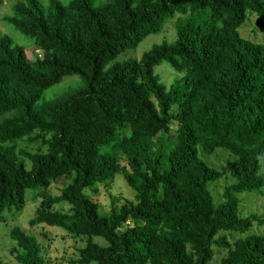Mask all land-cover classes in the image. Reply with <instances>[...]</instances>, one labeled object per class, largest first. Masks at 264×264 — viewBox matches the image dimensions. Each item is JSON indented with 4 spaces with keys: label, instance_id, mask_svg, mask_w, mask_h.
Returning a JSON list of instances; mask_svg holds the SVG:
<instances>
[{
    "label": "trees",
    "instance_id": "obj_1",
    "mask_svg": "<svg viewBox=\"0 0 264 264\" xmlns=\"http://www.w3.org/2000/svg\"><path fill=\"white\" fill-rule=\"evenodd\" d=\"M175 11L172 40L119 57ZM251 13L264 21V0H16L4 20L42 52L29 56L0 32V220L40 186L29 224L87 235L79 264H264V210L242 215L238 196L264 185V40L238 29ZM160 63L179 73L168 88ZM68 75L82 84L39 101ZM18 140L37 148L19 156ZM218 147L233 155L235 180L216 201L209 184L221 170L199 148ZM117 172L134 199L118 204L112 195L102 212L87 189ZM63 175L70 180L51 193ZM254 224L263 231L247 232ZM9 234L18 261L47 264L34 234L19 225ZM214 246L227 249L219 263Z\"/></svg>",
    "mask_w": 264,
    "mask_h": 264
},
{
    "label": "rangeland",
    "instance_id": "obj_2",
    "mask_svg": "<svg viewBox=\"0 0 264 264\" xmlns=\"http://www.w3.org/2000/svg\"><path fill=\"white\" fill-rule=\"evenodd\" d=\"M16 0H2L0 2V32H6L11 38L26 46V51L29 56L39 55L42 52L41 48L32 41L33 39L24 33L19 32L12 24L4 20V15L10 12L13 3ZM43 3L47 0H41ZM101 0H93V3H98ZM179 11H175L172 16H168L164 19L162 28L150 34H147L137 45L136 49L128 50L120 54L119 57L136 56L139 57L145 49L149 48L153 43L160 42L163 39L172 40L176 36L175 23L180 16ZM183 16V15H182ZM199 22H204V18H196ZM239 32L241 35L253 39L255 41L264 40V21L257 17L256 13H251L246 16L243 23L239 26ZM155 71L159 74L160 79L165 83L168 88L179 73L174 71L165 63H160L155 66ZM82 84V80L77 75H68L59 82L51 85L43 91L42 97L39 101L53 99L58 96L65 89L71 87H77ZM178 106V104H174ZM176 106H172V112L176 111ZM177 122L173 120L171 122L172 132L176 129ZM19 148H25L30 151L36 150V143L26 144L25 142L18 140V145L15 148L16 153H19ZM200 156L208 161L211 165L216 166L221 170V176L210 182L209 187L216 201L224 199L222 192L224 188L235 180V177L231 175L229 171V160L233 155L225 148L218 147L212 152H206L199 148ZM23 160L26 165H30V161L27 157L23 156ZM264 170V162L263 167ZM71 177L63 175L52 181L48 190L51 193H58L60 188L65 185ZM40 186L27 187L25 189V204L19 210H5V218L0 220V257L7 264H22L16 259L15 251L13 247L16 245L14 239L10 237V228L13 225H19L23 230L28 233L34 234L41 246V255L47 262V264H79L75 261V257L78 253V247L83 245L88 236L85 234H73L68 232L63 227L56 225H50L47 223H38L34 225L29 224V218L33 215L40 197L33 198L32 194ZM90 194L100 204V210L102 212L108 211L110 208V200L112 195L118 197L117 203L125 202L127 199H134V189L128 185L123 174L117 172L113 175L112 180L104 185L103 183L97 184V191H93L92 188H88ZM238 196L241 198L239 208L242 215L249 212L256 211L261 212L264 210V185L258 189L251 191H240ZM55 208L67 209L68 204L66 202H57L54 204ZM263 231V226L254 224L247 232ZM228 238L235 239L238 236L244 235V233L237 231H225ZM94 239L104 242V238L100 235H94ZM215 254L211 260V263H219L222 255L226 253V248L214 246ZM71 259L72 262H71ZM85 264V263H81Z\"/></svg>",
    "mask_w": 264,
    "mask_h": 264
}]
</instances>
